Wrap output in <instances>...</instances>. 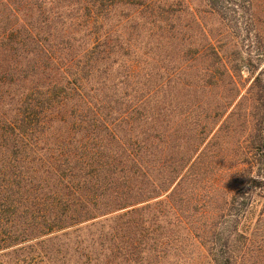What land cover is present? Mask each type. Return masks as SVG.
<instances>
[{"label": "trees", "instance_id": "obj_1", "mask_svg": "<svg viewBox=\"0 0 264 264\" xmlns=\"http://www.w3.org/2000/svg\"><path fill=\"white\" fill-rule=\"evenodd\" d=\"M207 1L219 16L227 13L221 4L240 15L251 11V0ZM147 2L153 4L152 0H0V84L5 86L0 98L4 99L9 86L30 83L16 96L9 121L2 120L10 129L3 147L5 159L8 155L20 159L0 167V223L9 216L14 232L26 224L22 210L28 209L15 204L13 190L19 188L25 203L29 197L38 202L28 187L32 183L43 190L50 185L37 207L50 225L39 236L120 211L124 213L118 218L123 219L141 211L137 206L169 192L166 199L176 213L173 226L194 232L213 264H248L235 246L238 238L251 242L256 231L246 224L259 204L264 214V77L258 74L241 95L234 80L241 67H226L222 53L205 38L218 68L205 72L208 83L202 82L198 91L188 79L177 90L172 74L161 73L149 81L133 70L124 76V87L122 81L111 92L95 87L96 76L109 80L108 61L115 64L124 57V44L118 40L124 31L110 29L112 17H121L124 10L138 12ZM156 20L163 32L160 36L166 35L160 42L166 38L170 54L182 64L192 44L172 40L165 20ZM175 32V39L183 34L179 28ZM114 33L115 41L105 42ZM130 54L138 58L136 50ZM220 65L234 84L233 93L225 98L217 77ZM180 100L184 106H177ZM51 115L54 121L64 117L59 121L65 134L50 138L51 145L42 153L34 135ZM175 115L181 119L170 127ZM231 126L241 127L237 140L241 168L234 173L225 201L211 205V211H199L200 194L193 191L205 170V156L223 129ZM214 128L212 140L207 141ZM176 147L177 155H173ZM29 166H34L42 182H34ZM140 226L139 222L134 231Z\"/></svg>", "mask_w": 264, "mask_h": 264}, {"label": "rangeland", "instance_id": "obj_2", "mask_svg": "<svg viewBox=\"0 0 264 264\" xmlns=\"http://www.w3.org/2000/svg\"><path fill=\"white\" fill-rule=\"evenodd\" d=\"M152 1L153 4L147 2L145 8L138 12L124 10L121 17H112L109 22L110 29L116 33L121 29L124 31L118 34V40L124 44V57H120L115 64L112 60L108 61L107 65L112 66L108 72L109 80L104 79L105 75L100 78L96 76L95 87L111 92L118 88L120 81L124 87V76H128L130 70H133L149 81L158 78L161 73L172 74L175 77L173 85L177 90L182 87L183 80L188 79L193 89L198 91L202 82L208 83L203 77L205 72L218 68L210 55L205 38H209L211 44L222 53L221 60L226 67H241L234 73L235 85L241 89V95L245 94L258 74L264 77V0H251V11L245 15L232 13L229 6L221 4L223 11H227L221 16L213 12L207 0ZM158 17L165 20L166 34L172 35V40L181 41L188 47L192 44L185 50L182 64L178 63L174 54H170L171 45L166 38L160 42L166 35L160 36L163 32L158 29ZM12 21L14 19H10V22ZM176 28L183 31L178 39H175ZM171 29L172 31H169ZM116 33L107 37L105 42H114ZM94 42L101 46L104 44L97 39ZM195 49H199V53H196ZM133 50L138 53L137 59L130 54ZM99 67L104 68L101 63ZM222 71L220 65L221 74H217V77L222 96L225 98L229 93H233L234 84L229 83L227 74ZM137 78L139 77H135ZM29 86L28 82L11 85L5 89L4 99L0 98V113L5 112V117H0V128L4 127L0 131V167L3 162L14 165V161L20 159V156L14 159L9 155L5 159L3 147L8 142L10 129L2 120L9 121L16 96L21 95ZM4 88L5 86L0 84L1 92ZM237 103L238 99L235 105ZM182 105L184 106L181 100L177 102V106ZM63 118L58 116L54 121L52 115L48 116L45 123L36 128L34 137L37 138L36 142L40 145L42 153L47 150L44 147L51 145L50 138L65 134L63 124L59 121ZM237 118L235 116L233 120ZM179 119L181 118L178 115L171 118L170 127L177 125ZM234 127L236 126L229 129L225 127L220 138L214 141L207 157L205 156V170L195 187L197 191H193L195 195L200 194L197 209L199 211L204 210L203 208H209L211 211V205L225 201V193L231 191L230 182L234 180V173L238 167L241 168L238 165L240 149L237 144L241 127L237 126L236 130ZM215 131L214 128L207 141L212 140ZM177 149L178 147L174 148L173 155H177ZM24 158L32 160L29 155ZM27 170L30 177L35 179L34 182L43 181L34 166H29ZM28 187L32 189L31 193L34 191L39 201L34 202L29 197L25 203L19 188L13 190L15 204L21 209H28L22 210V217L25 214L27 222L18 232L10 228L9 216L0 223V264H213L194 232L173 226L175 211L166 199L169 192L148 204L137 206L141 211L125 215L123 219L118 218L124 213L120 211L88 224L39 236L46 233L47 225H50L45 219L43 209L37 208L38 203L46 199L45 194L50 185L46 190L35 183ZM190 191L191 189H187L186 192ZM261 208L259 204L246 224L249 225V230L254 228L256 231L251 237V242L246 243L245 239L238 238L235 246L237 255H245L248 264H264V214ZM192 213L199 212L192 209ZM139 222L141 226L134 231ZM123 224L124 228L119 229ZM29 227H32L31 230Z\"/></svg>", "mask_w": 264, "mask_h": 264}]
</instances>
